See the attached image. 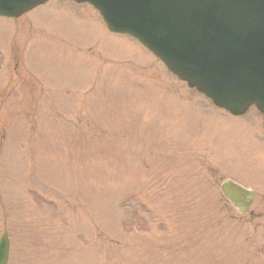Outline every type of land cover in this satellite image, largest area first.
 Masks as SVG:
<instances>
[{"label":"rangeland","instance_id":"rangeland-1","mask_svg":"<svg viewBox=\"0 0 264 264\" xmlns=\"http://www.w3.org/2000/svg\"><path fill=\"white\" fill-rule=\"evenodd\" d=\"M138 49L67 0L0 18L8 264L264 263L261 116L208 107ZM226 178L255 190L250 213Z\"/></svg>","mask_w":264,"mask_h":264},{"label":"water","instance_id":"water-1","mask_svg":"<svg viewBox=\"0 0 264 264\" xmlns=\"http://www.w3.org/2000/svg\"><path fill=\"white\" fill-rule=\"evenodd\" d=\"M46 0H0V15L18 17ZM88 2L110 31L137 39L188 87L232 115L250 105L264 121V0H74ZM264 125V122H263ZM240 211L250 194L226 183ZM0 242V264L8 259Z\"/></svg>","mask_w":264,"mask_h":264}]
</instances>
